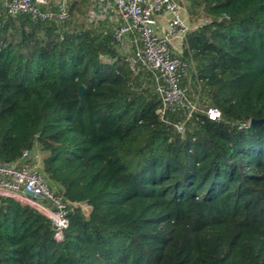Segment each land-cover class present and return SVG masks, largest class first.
Masks as SVG:
<instances>
[{
    "label": "trees",
    "instance_id": "1",
    "mask_svg": "<svg viewBox=\"0 0 264 264\" xmlns=\"http://www.w3.org/2000/svg\"><path fill=\"white\" fill-rule=\"evenodd\" d=\"M184 1L181 83L218 121L161 114L153 72L94 0H68L63 20L0 3V160L45 152L52 190L91 208L58 237L0 194V264H264V0Z\"/></svg>",
    "mask_w": 264,
    "mask_h": 264
},
{
    "label": "built area",
    "instance_id": "2",
    "mask_svg": "<svg viewBox=\"0 0 264 264\" xmlns=\"http://www.w3.org/2000/svg\"><path fill=\"white\" fill-rule=\"evenodd\" d=\"M116 10L118 24L114 37L119 48L127 55L132 66L142 65L153 72L161 97V114L167 111L186 110L189 116L195 111L218 121L221 111L216 107H202L192 98L188 87L181 83L188 74V65L180 50L172 43L173 37L183 40L192 29L183 14L178 0H109ZM9 14H28L35 20L69 18L68 0H0ZM91 6V10L95 9ZM176 128L184 131V123ZM42 159L24 151L21 162L6 163L0 160V194L12 196L43 212L56 227L60 237L69 225L68 214L73 206L50 187L43 171ZM31 191L39 198L26 193Z\"/></svg>",
    "mask_w": 264,
    "mask_h": 264
},
{
    "label": "rangeland",
    "instance_id": "3",
    "mask_svg": "<svg viewBox=\"0 0 264 264\" xmlns=\"http://www.w3.org/2000/svg\"><path fill=\"white\" fill-rule=\"evenodd\" d=\"M97 0H94V2L96 3V7L95 9L91 10V13H93V15L95 14L94 12H96L95 16H104L106 14V11L107 13H109L111 15V20L114 21V22H118V16L116 14V10L113 6L111 5H108L110 4L109 1H108V4L106 3V1H103V0H98V2H96ZM180 2V4L183 6V10L188 14H189V11L187 9V5H186V2L184 0H178ZM94 3V4H95ZM94 4L92 5L94 7ZM184 12V14H185ZM193 18L190 16L189 14V17L186 19L187 23L189 26L191 25H194V20H192ZM78 206H80L82 208V211L85 213V214H88L91 210L90 206L86 203H79Z\"/></svg>",
    "mask_w": 264,
    "mask_h": 264
},
{
    "label": "crops",
    "instance_id": "4",
    "mask_svg": "<svg viewBox=\"0 0 264 264\" xmlns=\"http://www.w3.org/2000/svg\"><path fill=\"white\" fill-rule=\"evenodd\" d=\"M100 1V0H99ZM103 1H106V3L108 4V1L109 0H103ZM97 2H98V0H97ZM109 3H110V1H109ZM108 5H111V4H108ZM184 10H183V14H184ZM184 16H185V18L187 19L188 17H189V14H188V12L186 13L185 12V14H184ZM189 23V22H188ZM195 25H191L190 27H194ZM172 43L175 45V47L177 48V49H181V45H182V40L180 39V37H173L172 38ZM44 154H45V152H42V151H40V150H35V153L33 154V156H34V158H36V159H41L43 156H44Z\"/></svg>",
    "mask_w": 264,
    "mask_h": 264
},
{
    "label": "water",
    "instance_id": "5",
    "mask_svg": "<svg viewBox=\"0 0 264 264\" xmlns=\"http://www.w3.org/2000/svg\"><path fill=\"white\" fill-rule=\"evenodd\" d=\"M83 91H84V86H83V85H80V86H79V93L82 94ZM259 121H262V119H259V120H257V119H252V120H251V123H256V122H259ZM26 193L29 194V195H31V196H35V197H37V198L40 197V195L34 194V193L31 192V191H26Z\"/></svg>",
    "mask_w": 264,
    "mask_h": 264
}]
</instances>
